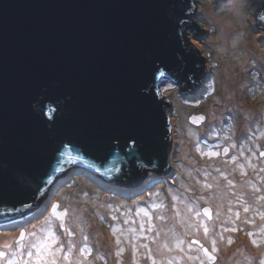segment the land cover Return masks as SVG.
Returning a JSON list of instances; mask_svg holds the SVG:
<instances>
[{
	"label": "water",
	"instance_id": "obj_1",
	"mask_svg": "<svg viewBox=\"0 0 264 264\" xmlns=\"http://www.w3.org/2000/svg\"><path fill=\"white\" fill-rule=\"evenodd\" d=\"M251 7L264 28V0ZM193 11L194 0H0V224L35 211L73 167L127 189L170 174L160 88H200L206 66L185 35L203 33ZM56 220L65 228L67 216Z\"/></svg>",
	"mask_w": 264,
	"mask_h": 264
},
{
	"label": "rangeland",
	"instance_id": "obj_2",
	"mask_svg": "<svg viewBox=\"0 0 264 264\" xmlns=\"http://www.w3.org/2000/svg\"><path fill=\"white\" fill-rule=\"evenodd\" d=\"M221 6L222 0H194L192 18L203 33L185 30L186 45L192 44L199 51L206 66L200 93L199 89L197 93L180 94L171 82L160 88L170 103L172 118L169 177L162 180L149 172L132 195L131 189L73 167L50 187L35 211L10 225L0 224V234H5L7 244L12 245H0V253H5L0 264H9L10 259L16 264H51L52 260L56 264H209L202 250L192 244L194 238L218 257L215 264L264 262V218L260 210L264 176L255 175L248 165L264 150V28L256 20L259 10L252 12L243 22L225 29L229 38L243 33L244 39L238 49L224 51L219 35L225 16L214 15ZM200 115L205 116V122L193 123L191 118ZM224 143L229 144L235 158L225 160L223 148L219 153L212 150ZM208 152L218 155L204 154ZM239 172L240 180L230 176ZM228 179L235 181L230 187ZM240 186L256 193L257 202L251 207L252 213H237L252 227L235 235L223 230L221 215L226 211L225 189ZM53 205L67 211L65 228L51 216ZM206 206L215 216L212 223L202 213ZM234 223L235 218L228 222L230 226ZM49 227L57 240L51 254L43 253L42 261H37L34 248H21L16 243L24 230L25 245L39 243L45 235L42 229ZM33 232L35 236L28 235ZM85 247L89 251L82 254ZM29 251L33 252L31 259ZM100 255L109 261L102 262Z\"/></svg>",
	"mask_w": 264,
	"mask_h": 264
},
{
	"label": "flooded vegetation",
	"instance_id": "obj_3",
	"mask_svg": "<svg viewBox=\"0 0 264 264\" xmlns=\"http://www.w3.org/2000/svg\"><path fill=\"white\" fill-rule=\"evenodd\" d=\"M201 85H202V80H201L200 86ZM199 89L200 90L198 92L200 93L201 88H199ZM262 112H261V115H262ZM223 147H229V144L224 143L222 146H220V148L214 146L212 150H215L216 152L219 153V152H221V149ZM229 148L231 149V147H229ZM261 153H264V150L260 151L257 156H254V158L252 159V161H250V163L248 165L250 166V171H253L255 173V175H258L260 173V175L264 176V155H261ZM232 155H233V152L230 153V155H229L230 157L228 155H227L228 157L225 156L226 157L225 160L226 159L229 160L230 158L233 159V157L235 158V156L231 157ZM222 157H224V156H222ZM255 160H258L259 163H257ZM240 175H242V174H240V172L237 174L230 173V176H233L234 180H240L241 179ZM167 177H169V176L159 177V179L164 180ZM234 180H232L231 183L235 182ZM229 181H230V179H228L227 187L232 186V184H229ZM141 187L142 186L137 187L135 189H131V190H133V191H131L133 193L132 195L136 194L137 191H139V189ZM123 189H125V188H123ZM225 192H226V195L223 197V201H224L226 211H222V215H221L222 225H221V227L223 228L224 231L230 230V232H232L235 235L242 234V232H245L248 228H250L252 226L247 224L246 222H248V221H246V219H243L241 216L237 215V213L243 212V215H247L248 213L250 214V212L252 213V211H250L251 207H253V204L255 203V201L257 202V198L255 197L256 193L253 194L247 188H242L241 186L237 190L226 188ZM262 196H264V195H262ZM260 206H261L260 207L261 212L264 213V199H260ZM246 208H247V211H245ZM235 216H237V217H235ZM213 218L215 219V216H213ZM234 218H235V223L233 226L232 225L230 226L228 224V222L232 221ZM213 220H208V221H210L209 223H212ZM238 221H242V224L239 223ZM108 226H109V224H108ZM108 228L111 229L112 227H108ZM197 247L201 250V248L199 246H197ZM95 251H96V249H95ZM96 256H97V254H96ZM99 258L101 259L102 262H107V260H108L105 255H100ZM103 264H105V263H103Z\"/></svg>",
	"mask_w": 264,
	"mask_h": 264
},
{
	"label": "snow or ice",
	"instance_id": "obj_4",
	"mask_svg": "<svg viewBox=\"0 0 264 264\" xmlns=\"http://www.w3.org/2000/svg\"><path fill=\"white\" fill-rule=\"evenodd\" d=\"M261 19H264V17H261ZM163 74L164 73H161V75H163ZM203 120H204L203 116H200L198 118L194 117L192 122L193 123H198V122H201ZM197 151H200V149L197 148ZM225 151H227V149H225ZM204 154L205 155H209V156H217L218 155V153H216V152H208V153H204ZM261 155H264V153H261ZM229 184H231V181H229ZM261 199H264V197H262ZM58 208H59L58 205H53L52 206V217H55L56 219L62 221L67 216V212H63V213L59 212ZM245 211H247V208L245 209ZM204 213H205V215H209L210 216V213H209L208 209H205ZM145 214L147 215V213H145ZM197 215H199V213H197ZM261 216H262V218H264V213H262ZM52 217H50L49 220H51ZM42 231L45 232V235H44L43 239L40 240L39 243L32 242L30 244L25 245L24 241H25L26 233H24V232L20 233L19 240L16 242V243H18L20 245L21 248H25V247L34 248L35 252H36L37 261H42V260L45 259L43 253L46 252V251H48L49 254H51L50 249L52 247V244L55 243L56 240H57V238L55 236V233H54V231L52 230L51 227L47 228L46 230L42 229ZM204 232L205 233L208 232V228L206 226L204 227ZM28 235L35 236L36 233L35 232L28 233ZM250 235H251V233H250ZM228 242L232 243L231 240H229ZM212 243H213V246L215 247L216 241H213ZM252 243L256 244L257 241L254 239L252 241ZM177 246H179V242L177 243ZM5 247L10 248V247H12V245L11 244H7V245H5ZM165 247H167V245H165ZM88 251H89V249H87V247L81 249L82 254H87ZM203 251H204L205 255H209L207 249H203ZM4 255H5V253H0V257H3ZM27 255L31 259V257L33 256V252L29 251V252H27ZM70 255H71V253H69V256ZM68 258L69 257H65V259H68ZM212 258L213 257L209 255V259H212ZM9 264H16V261L10 259L9 260ZM51 264H56L55 260H52ZM153 264H155V261L153 262ZM262 264H264V262H262Z\"/></svg>",
	"mask_w": 264,
	"mask_h": 264
},
{
	"label": "clouds",
	"instance_id": "obj_5",
	"mask_svg": "<svg viewBox=\"0 0 264 264\" xmlns=\"http://www.w3.org/2000/svg\"><path fill=\"white\" fill-rule=\"evenodd\" d=\"M251 5L252 0H222L221 8L214 15L220 16L223 14L225 16L220 33L221 39L224 42V51H228L229 49L235 50L239 48L241 42L244 39V34L236 33L229 38L225 29L231 28L233 24L241 23L249 18L252 13ZM92 174L95 175L94 173Z\"/></svg>",
	"mask_w": 264,
	"mask_h": 264
},
{
	"label": "bare ground",
	"instance_id": "obj_6",
	"mask_svg": "<svg viewBox=\"0 0 264 264\" xmlns=\"http://www.w3.org/2000/svg\"><path fill=\"white\" fill-rule=\"evenodd\" d=\"M219 37H221L220 35H219ZM221 39V38H220ZM171 154V153H170ZM7 242H8V239H7V237H6V235L5 234H0V245H5V244H7ZM204 244V243H203ZM205 245V244H204ZM208 248V247H207ZM209 249V248H208ZM218 258V257H217ZM218 261V260H217Z\"/></svg>",
	"mask_w": 264,
	"mask_h": 264
},
{
	"label": "trees",
	"instance_id": "obj_7",
	"mask_svg": "<svg viewBox=\"0 0 264 264\" xmlns=\"http://www.w3.org/2000/svg\"><path fill=\"white\" fill-rule=\"evenodd\" d=\"M135 195V194H134ZM12 224V223H11ZM6 225H10V223L6 224ZM202 242V241H201Z\"/></svg>",
	"mask_w": 264,
	"mask_h": 264
}]
</instances>
